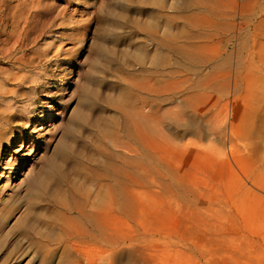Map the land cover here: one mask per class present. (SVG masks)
Returning a JSON list of instances; mask_svg holds the SVG:
<instances>
[{"label":"rangeland","instance_id":"obj_1","mask_svg":"<svg viewBox=\"0 0 264 264\" xmlns=\"http://www.w3.org/2000/svg\"><path fill=\"white\" fill-rule=\"evenodd\" d=\"M12 27L0 255L57 264L91 217L153 264H264V0H0Z\"/></svg>","mask_w":264,"mask_h":264},{"label":"bare ground","instance_id":"obj_2","mask_svg":"<svg viewBox=\"0 0 264 264\" xmlns=\"http://www.w3.org/2000/svg\"><path fill=\"white\" fill-rule=\"evenodd\" d=\"M11 19L12 24L16 22L15 16H12ZM14 33L15 31L12 27L10 33L0 42L1 60L11 58L16 51V45L20 43L17 41L18 38L15 42L13 41L12 36ZM102 213L103 210L99 209L98 215ZM62 226L63 234L51 243H47V246H44L46 254L51 258L57 259V264H137L142 256L149 259L152 264L154 262L151 251L153 248L140 247L137 240L133 238L127 239L117 234H109L103 221H94L91 217H88L83 221L65 222ZM145 242L147 243L148 240ZM164 253L160 252L162 255ZM19 258L20 255L16 254L13 257L9 254L0 255V264H16Z\"/></svg>","mask_w":264,"mask_h":264}]
</instances>
